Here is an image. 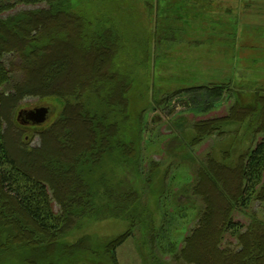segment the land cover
Here are the masks:
<instances>
[{
  "label": "trees",
  "instance_id": "1",
  "mask_svg": "<svg viewBox=\"0 0 264 264\" xmlns=\"http://www.w3.org/2000/svg\"><path fill=\"white\" fill-rule=\"evenodd\" d=\"M126 43L113 29L96 27L89 11L75 12L68 0H0V89L17 82L8 93L0 92V264H67L85 253L96 258L103 254L116 264L114 252L127 233L99 254L84 245L86 238L71 244L63 237L84 217L123 216L138 223L146 219L147 211L131 186L93 180L104 159L115 151L119 164L129 168L139 159L137 143L124 138L122 131L130 127L132 86L119 63L128 53ZM227 91L222 85L186 88L161 102L177 99L186 108L193 104L205 113ZM27 96L60 97L66 104L58 119L40 133V148L27 149L17 139L9 148L3 129L11 123L8 110ZM93 100L100 108H94ZM232 123L248 126L252 134L264 131V94L256 93L250 107L237 100L225 117L194 123L188 146L215 132L223 134ZM221 170L223 165L208 159L196 173L200 181L194 195L203 199L205 210L199 228L192 231L193 243L205 241L210 233L203 254L213 261L208 264H264V244L259 238L249 240L248 230L241 233L242 226L229 218L225 202L228 198L242 207L249 203L264 172V136L236 169L241 185L236 194L227 192ZM204 180L210 182V191L202 190ZM214 194L221 208L209 204L216 200ZM227 233L236 238V252L221 249ZM171 260L201 264L178 256Z\"/></svg>",
  "mask_w": 264,
  "mask_h": 264
},
{
  "label": "rangeland",
  "instance_id": "2",
  "mask_svg": "<svg viewBox=\"0 0 264 264\" xmlns=\"http://www.w3.org/2000/svg\"><path fill=\"white\" fill-rule=\"evenodd\" d=\"M68 1L75 12L89 11L96 27L111 28L127 41L128 53L121 55L119 63L132 83L128 94L130 127L124 126L122 131L124 138L137 143L139 159L129 168L119 164L115 151L104 159L93 180L131 186L140 196L147 217L140 223L123 216L84 217L64 241L73 244L86 238L84 245L99 254L106 244L127 233L128 238L114 252L116 264H176L171 260L176 256L212 263L203 255L210 233L205 241L201 238L193 243L191 238L205 210L203 199L194 195L199 180L196 173L212 159L224 166L219 175L227 192L236 194L241 188L236 169L264 131L252 134L248 126L232 123L224 127L223 134L215 132L189 147L191 126L225 117L237 100L241 106L250 107L256 93L264 94V0ZM15 83L10 82L0 92L8 93ZM220 85L228 91L205 113L198 112L193 104L186 108L177 99L161 102L178 90ZM92 103L100 108L96 101ZM65 104L54 96L22 98L8 110L11 126L3 127L7 146L11 148L17 139L27 149L40 148V133L58 119ZM40 107L48 109L47 121L41 126L24 124V117L17 118L22 110ZM201 186L205 191L211 189L207 180ZM216 196L209 204L221 208ZM225 202L229 218L242 226L241 233L248 230V239L259 238L263 245L264 172L246 207L228 198ZM235 243L236 238L227 233L221 249L236 252ZM67 264L111 263L103 254L96 258L85 253Z\"/></svg>",
  "mask_w": 264,
  "mask_h": 264
},
{
  "label": "water",
  "instance_id": "3",
  "mask_svg": "<svg viewBox=\"0 0 264 264\" xmlns=\"http://www.w3.org/2000/svg\"><path fill=\"white\" fill-rule=\"evenodd\" d=\"M48 109L45 107L35 108L32 110H22L18 113V117H24V124L31 126H41L47 121Z\"/></svg>",
  "mask_w": 264,
  "mask_h": 264
}]
</instances>
